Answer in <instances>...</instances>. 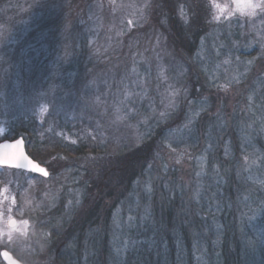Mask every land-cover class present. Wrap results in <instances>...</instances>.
<instances>
[{"label": "rangeland", "instance_id": "rangeland-1", "mask_svg": "<svg viewBox=\"0 0 264 264\" xmlns=\"http://www.w3.org/2000/svg\"><path fill=\"white\" fill-rule=\"evenodd\" d=\"M151 2L0 0V52L7 49L16 53L14 65L9 66L4 59L0 63L2 107H8L11 99L20 109L34 106L39 122L48 113L50 106L42 98H55L61 86L55 82L39 86L38 71L24 84L20 83L19 74L11 79L9 74L11 67H22L26 52L32 56L39 50L32 42L35 34L39 36L37 30L46 32L47 27L54 25L66 43L56 47L53 59L70 62L77 36L84 40L79 52L86 51V58L79 63L83 68L67 74L69 86L60 93L57 105L62 106L74 93L80 98L85 95L81 112L90 109L99 116L95 130L103 150L100 161L95 157L79 161L54 157L50 167L46 162L43 165L50 172L45 179L0 168V190H9L0 191V250H7L22 264H43L34 255L46 252L48 245L51 257L55 259L59 254L64 264H127L129 257L136 256L142 241L150 245L161 220H168L174 231L171 236L176 257L184 252L178 230L185 235L192 264H221L220 242L226 233L249 252L242 264L261 263L264 20L256 23L255 30L243 28L255 17L236 14L217 22L208 0H204V28L209 31L199 41L192 58L196 53L203 62L212 91L197 102L200 110L195 111V141L192 145L182 144L190 130L187 119L176 131L171 129L153 157L144 161L141 156H132L134 151L142 146L146 135H152L180 111L182 99L187 97V93L179 95L177 107L168 109L165 117L160 116L165 111L161 94L169 85L179 88L175 82L180 70L173 56L175 47L165 44L164 31L157 32L163 23V8H144ZM169 9L175 12L173 6ZM232 22L240 24V35L247 36L241 45L242 53L234 49V44L227 49L221 39L230 33ZM221 50L225 56H221ZM161 66L168 76L166 82L159 78ZM53 74L56 78L66 72L55 68ZM13 128L0 115V130L7 140L19 137ZM37 141V137L32 138L27 145L35 153L39 150ZM133 169L142 170V175L136 176ZM124 170L126 175L132 174L131 183H126L128 177L119 183ZM4 196H15V205ZM9 207L11 213L7 211ZM10 216L17 221V228L25 227L21 221H29L26 230L9 228L6 221ZM51 228L55 238L51 237ZM9 232L11 242L7 238ZM49 258L44 264H57Z\"/></svg>", "mask_w": 264, "mask_h": 264}, {"label": "trees", "instance_id": "trees-1", "mask_svg": "<svg viewBox=\"0 0 264 264\" xmlns=\"http://www.w3.org/2000/svg\"><path fill=\"white\" fill-rule=\"evenodd\" d=\"M184 3L185 0H170L167 8L163 7L162 11H164V13H161L163 23L158 26L157 29L159 31L157 32L164 31L167 38V43L165 42V44L168 45L170 43L173 44V47H175L173 49V56L178 61L177 65L180 70V74L176 76L177 79L175 84L179 87L180 96L183 97L187 93V97L182 99L183 103L180 105V111L176 113L175 116L172 115L169 117V119L162 125H159L152 135H149L148 137L146 135L142 146L134 151L132 156H141L144 161L153 157V153L155 149L158 148L160 141L165 139V135L167 137L170 136V129H175L174 131H176L180 125L185 124L187 119L189 120L188 126L190 130L185 133L186 140L184 139L182 144H193L192 142L195 141V111L200 110V106L197 102L203 94L212 91V84L209 83L207 73L203 67V62L196 57V53L195 59L192 58L194 50L196 52L198 49L199 41L205 36V33H208L209 31V29L204 28L206 23L205 13H207L204 0H199L198 4L201 27L196 29L193 34L188 35L187 39H185V28L187 26L182 23L178 14L179 5ZM170 6H173L175 12L169 9ZM189 15L191 16V11H189ZM259 21H261V18L257 16L253 20L243 24V28L247 27L248 30H255V25ZM239 26L240 24L237 22H232L229 26L231 30L230 33L224 38L221 36V39L224 41L227 49L228 46L230 47L234 44V49H240V53H242L241 49L243 47L241 45L246 41L245 39L247 36L245 37L240 35ZM47 28L48 29L45 30L46 32L42 29L37 30L39 36L35 34L36 39L34 37L32 40L34 44H37L39 50L33 53L32 56L31 52H26L27 58H22V67L20 66L18 70H15V66L11 67L12 72L9 74V77L11 79L19 74L20 83L22 82L24 84L27 80L26 78L29 79L30 76L33 78V74L38 71L40 74L39 86H46L51 83L54 85L55 82L61 86V92H64L69 86L67 74L83 68L82 65H79V63H82V61L86 58V51L83 50L79 52V47L84 44V40L78 36L75 37L73 47L76 49L73 51L69 59L70 62L65 64L62 62V59H53V57H55L57 53L56 47L66 43V40L59 38L57 31L54 29V25ZM208 39L209 37L206 40ZM45 46H48L47 50L43 49ZM221 52L222 50L220 51V54ZM14 54L16 53H11L7 49L1 51L0 63L2 62V59H4L6 60V64H9V66H12V64L14 65L16 61ZM221 56H225V53L222 52ZM27 59L30 64H26ZM74 66H77V68ZM55 68L57 71L58 69L60 71L64 70L66 74L57 76L56 78L52 77L54 75L53 72ZM27 73H30V75L26 77ZM1 84L2 82H0V87ZM61 92L58 91L59 95ZM59 95L55 98L54 95L52 98H42V101L47 103L50 106V109L48 113L43 116L41 122L38 121L35 115L34 106H23L20 109L16 106L15 101L12 99V103L6 108L2 107L3 104L0 100V115L6 117V119L11 122L14 127V131H16L15 135L22 137L24 141H26V150L29 156L41 165H45L44 163L46 162L50 167L52 158L57 156L73 159L74 161L83 160L86 157H95L100 161V156H102L103 150L100 146L101 139L95 130V124L97 123L99 116L90 111V109L81 112V108L85 106V100H87L85 95L80 98V96L74 93V96H68L69 99L65 100V103L58 107L57 102L60 100ZM54 103H56V106H52ZM56 107L58 110H56ZM4 110H6L5 114L3 113ZM70 112L74 113L75 116H73ZM71 115L72 117H70ZM46 126H50L51 128H46ZM36 137L39 140L37 141V148H39L37 153L31 151L28 147L30 139ZM72 140H76L77 142L73 144L71 143ZM52 146L53 148H51ZM132 167H134L133 163ZM141 171L142 170L138 172L133 169V173L136 174V176L142 175ZM126 174L125 170L121 172V176H119V179L121 178L119 183L126 179L124 177H128L126 183L132 182V174ZM116 186L117 185H115V187ZM167 221L166 223H164L163 220L160 222L158 221L159 224L154 233L155 235L151 239L152 241L150 245L149 243H143L142 241V245L138 246L136 256H134L136 258L132 256L131 258L129 257L127 264L129 259L131 261L129 264H134L135 262L136 264H192L189 251L190 244H188V240L185 235H180L182 232L181 230H178L177 236L179 238L181 236L184 252L181 251L182 254H179V257H176V249L173 248V239L171 236V232L174 231L171 229L169 221L168 223ZM52 232L54 231L51 228V237L55 238V233ZM162 235L164 236V241ZM229 235V233H226L220 242L219 260L221 261V264H242V259H244L249 252L244 251L246 249L238 245L236 238H232ZM162 247H165V250H163ZM48 250H51V245L46 247L45 251L48 252ZM260 253L262 254L260 264H264V250ZM59 257L60 255L58 254L55 258L57 264H64L65 261H60Z\"/></svg>", "mask_w": 264, "mask_h": 264}, {"label": "snow or ice", "instance_id": "snow-or-ice-1", "mask_svg": "<svg viewBox=\"0 0 264 264\" xmlns=\"http://www.w3.org/2000/svg\"><path fill=\"white\" fill-rule=\"evenodd\" d=\"M170 0H152L151 3H146L144 5V8L147 10H151L153 7H166L169 4ZM252 3H257L258 0H251ZM198 4L199 0H185L184 4L179 5L178 7V14L181 18V21L184 25L187 27L185 28V39H187L188 35L193 34L196 29L201 27V19L198 11ZM189 11H191V16L189 15ZM241 16H247L248 18H254L259 16L261 20H264V10L261 9H253L251 13H244ZM221 17H223L225 20H227L230 17L226 16H213V20L219 22ZM232 17V16H231ZM129 23H132L129 21ZM157 43H160L158 40ZM262 48V55H264V43L261 44ZM227 62V61H225ZM159 78L164 80L165 82L168 80V76L165 75V69L161 66L159 71ZM128 96H131L132 93H128ZM162 95L161 103L165 106V111L160 113V116L163 118L167 115L168 109H174L177 107V98L180 95V90L173 88L171 85H169V88L165 90ZM127 98V97H126ZM119 119L123 120L125 119L124 116H120ZM171 133V129H170ZM0 138H3L6 142L0 143V167H7V168H16V169H24L29 172H35L37 174H41L44 177H48L50 175V172L40 165V163L33 162L32 159H30L26 154L24 153H18L19 149L21 148L23 144L22 139H16L15 141H8L7 137L5 136L4 131L0 130ZM77 141L72 140L71 143L75 144ZM51 166V165H50ZM2 193H7L9 190L8 188H4ZM5 200H9L11 205H15L16 199L15 196H4ZM72 201H69V204H71ZM39 207H43L42 205ZM8 213H11L12 209L9 207L7 209ZM131 219V217L129 218ZM9 223L11 225V228L15 231H25L26 226L28 225L29 221L23 220L21 221V225L25 226L24 228H17V221L12 219V217H9ZM2 235V234H0ZM8 241H12V234L11 232L8 233ZM8 262L9 264H16L15 261L11 260V257L9 256V253L7 251H4L0 253Z\"/></svg>", "mask_w": 264, "mask_h": 264}, {"label": "clouds", "instance_id": "clouds-1", "mask_svg": "<svg viewBox=\"0 0 264 264\" xmlns=\"http://www.w3.org/2000/svg\"><path fill=\"white\" fill-rule=\"evenodd\" d=\"M213 16L231 17L236 14L251 13L253 9L264 10V0L252 3L251 0H208ZM9 221L7 218L6 223Z\"/></svg>", "mask_w": 264, "mask_h": 264}, {"label": "water", "instance_id": "water-1", "mask_svg": "<svg viewBox=\"0 0 264 264\" xmlns=\"http://www.w3.org/2000/svg\"><path fill=\"white\" fill-rule=\"evenodd\" d=\"M16 139H22V140H23L22 137H17ZM16 139L8 140V141H15ZM4 142H6V141H2V142H0V143H4ZM21 152L24 153V154H26L30 159H32V158L27 154L24 140H23V144H22L21 148L19 149L17 155H18L19 153H21ZM32 160H33V159H32ZM33 162H36V161L33 160ZM36 163H38V162H36ZM41 166H42V165H41ZM42 167H44V166H42ZM0 168H7V167H0ZM8 169L20 170V171H24V172H27V173H30V174H33V175L41 176V177H43V178H47V177H44V176L41 175V174H37V173H35V172H29V171H26V170H24V169H16V168H8ZM7 226H8L9 228H11V225H10L9 221L7 222ZM4 251H6V250H1L0 253H2V252H4ZM7 252H8V251H7ZM8 253H9V252H8ZM9 256L11 257V260H12V261H15V262H16V264H21V262L18 261L16 258H14V257L11 255V253H9ZM0 260H1L2 263H4V264H9V262H8V261H7L2 255H0Z\"/></svg>", "mask_w": 264, "mask_h": 264}, {"label": "flooded vegetation", "instance_id": "flooded-vegetation-1", "mask_svg": "<svg viewBox=\"0 0 264 264\" xmlns=\"http://www.w3.org/2000/svg\"><path fill=\"white\" fill-rule=\"evenodd\" d=\"M33 177H37V176H33ZM1 250H5V249H1ZM1 250H0V251H1ZM6 251H7V250H6ZM50 252H51V251L48 250L47 253H46V252H43V253H40V254H35L34 257H35L36 260H39V261L43 262V264H44V262H45L46 257H50L49 259H50L52 262H54L55 259L51 257V255L53 256V254H50ZM11 255H12V254H11ZM12 256H13V255H12ZM21 264H22V263H21Z\"/></svg>", "mask_w": 264, "mask_h": 264}]
</instances>
